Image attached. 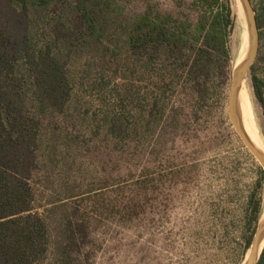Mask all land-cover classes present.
I'll return each mask as SVG.
<instances>
[{"label": "rangeland", "instance_id": "1", "mask_svg": "<svg viewBox=\"0 0 264 264\" xmlns=\"http://www.w3.org/2000/svg\"><path fill=\"white\" fill-rule=\"evenodd\" d=\"M237 1L228 0L227 78L199 109L190 96H183V109L166 120L164 130L155 124L152 135L119 141L107 131L114 113H127L134 105L125 96L136 95L137 89L142 94L147 82L138 77L142 75L124 73L123 65L117 71V62L103 57L71 63L73 89L65 110L39 115L38 162L31 184L34 207L48 225L49 250L37 264H58L65 221L75 212L73 218L84 215L90 224L87 240L74 253L82 264L243 263L247 220L251 218V227L255 224V204L257 222L264 215V180L257 185L260 163L229 114L232 74L245 56L240 58L244 41L248 45ZM121 2L127 13L148 2L185 12L191 0ZM250 3L255 14L264 6V0ZM37 21L35 38L41 39L44 24ZM258 34L254 68L245 79L264 141V13ZM120 60L128 61L124 56ZM253 76L261 81L260 94ZM137 125L143 127L142 122Z\"/></svg>", "mask_w": 264, "mask_h": 264}, {"label": "trees", "instance_id": "2", "mask_svg": "<svg viewBox=\"0 0 264 264\" xmlns=\"http://www.w3.org/2000/svg\"><path fill=\"white\" fill-rule=\"evenodd\" d=\"M188 9L165 11L148 2L127 13L121 0H0V264H37L48 253L49 229L34 207L31 184L38 162L39 115L65 110L75 59L103 57L117 62V71L123 65L124 73L147 80L142 94L137 89L136 95L125 96L134 101L127 113L108 119L107 131L119 141L152 135L155 124L164 130L166 120L183 109V96H190L199 109L227 78L228 0H191ZM263 13L264 6L256 14L258 27ZM39 18L43 38L36 39ZM121 56L128 61L120 63ZM253 85L260 94L256 76ZM258 172L261 186L260 165ZM258 206L253 207L256 222ZM75 214L65 221L58 264H82L74 253L87 240L90 224L84 215L73 218ZM251 221L245 251L257 225L251 227ZM256 264H264V247Z\"/></svg>", "mask_w": 264, "mask_h": 264}, {"label": "water", "instance_id": "3", "mask_svg": "<svg viewBox=\"0 0 264 264\" xmlns=\"http://www.w3.org/2000/svg\"><path fill=\"white\" fill-rule=\"evenodd\" d=\"M243 15L246 20L248 30V45L245 50V56L236 65L231 81L230 96H229V114L234 127L239 134L246 147L250 150L253 156L258 160L261 167L264 170V152L260 150L247 136L243 127L239 121L237 114V96L241 86V82L245 78L247 72L250 70L253 64L257 49H258V25L256 20L255 11L250 3V0H239ZM264 239V215L259 219L256 225V229L252 238V242L248 248L246 256L242 264H256L260 253L263 249V245L260 247L261 241Z\"/></svg>", "mask_w": 264, "mask_h": 264}, {"label": "bare ground", "instance_id": "4", "mask_svg": "<svg viewBox=\"0 0 264 264\" xmlns=\"http://www.w3.org/2000/svg\"><path fill=\"white\" fill-rule=\"evenodd\" d=\"M240 16L242 17L243 11L239 1H237ZM245 40V39H244ZM246 49V41H244L240 58H242ZM250 91L244 78L237 96V114L243 130L249 139L264 152V141L262 139L261 130L259 127L256 111L251 100ZM264 213V212H263ZM264 239L261 241L260 247L263 245Z\"/></svg>", "mask_w": 264, "mask_h": 264}]
</instances>
